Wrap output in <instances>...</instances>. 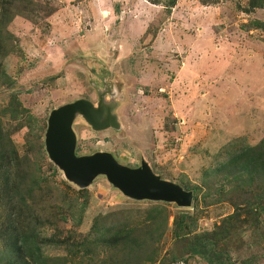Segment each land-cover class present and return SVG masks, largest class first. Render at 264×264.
<instances>
[{
  "label": "rangeland",
  "instance_id": "1",
  "mask_svg": "<svg viewBox=\"0 0 264 264\" xmlns=\"http://www.w3.org/2000/svg\"><path fill=\"white\" fill-rule=\"evenodd\" d=\"M18 1L5 23L0 9V139L16 152L12 205L20 212L9 216L0 202V264H23L5 232L20 216L52 240L40 264H208L175 242L174 216L194 215L191 229L200 234L223 229L236 212L227 190L233 178L215 181L227 196L204 206V175L264 140V1ZM101 97L119 128L95 131L78 115L77 156L109 152L130 168L145 161L165 180L201 188L198 210L130 199L105 176L87 189L67 180L46 152L49 116L80 99L97 106ZM2 179L0 169V196ZM102 228H111L108 239L120 233L158 242L136 248L129 261L104 246L93 254L68 246L69 237L95 240ZM226 248L227 264H264V216Z\"/></svg>",
  "mask_w": 264,
  "mask_h": 264
},
{
  "label": "trees",
  "instance_id": "2",
  "mask_svg": "<svg viewBox=\"0 0 264 264\" xmlns=\"http://www.w3.org/2000/svg\"><path fill=\"white\" fill-rule=\"evenodd\" d=\"M155 4H166V6L171 7L175 4L176 0H150ZM257 0H254L256 2ZM262 4L264 0H261ZM18 0H1L0 9L2 10V17L4 18V23L17 14ZM260 4V5H262ZM256 6V3L253 5ZM18 7V6H17ZM167 7V8H168ZM14 9V10H10ZM1 25V24H0ZM2 39V32L0 30V40ZM16 152L13 148L7 145L3 140L0 139V169L3 176L4 188L1 191L0 202L4 205L6 200L10 207L8 208L9 216H18L19 208L12 205L14 198L16 197L15 185L11 182L12 172H14V167L17 166ZM205 189L206 193L204 195L205 202L204 206L207 207L222 201L221 197L227 193L224 192L222 187H217L215 181L222 177L225 180L233 178L234 186L228 187V191L231 194V198L235 203L236 212L234 215L229 216L225 219L226 223L223 222L222 228H217L213 232H204L196 234L191 228L196 227L197 218L192 214L179 213L178 216H174L173 222V238L176 243L186 244L191 250L192 257L201 256L208 264H227L230 260V252L226 246L230 244L231 239L234 237L235 233L246 226H255L260 223V216H264V140L257 147L245 146L241 149L235 150L231 153L230 157L225 161L221 162L217 168L214 170H207L205 172ZM218 184V182H217ZM207 187V188H206ZM186 190H191L194 192L193 205L194 210L199 209L201 195V188L194 187L188 188L184 187ZM221 193V196L214 197V194ZM234 195V196H232ZM193 201V202H194ZM0 203V204H1ZM205 206V207H206ZM250 217V219H242V216ZM128 218V217H127ZM11 219V217H10ZM21 221H18L20 220ZM28 219L20 218L17 221L7 222L5 225L6 234L9 236L11 242L10 247L12 248L11 254L17 256L23 264H40V261L44 259L43 250L46 246L51 244V239L46 237L41 238L40 233H36V227L32 222L27 223L25 220ZM129 219V218H128ZM132 219V216H130ZM148 222L151 221V226L154 225L155 218H147ZM195 225V226H194ZM131 226V224H130ZM143 225L141 228H144ZM139 229V225L136 226ZM20 230V231H15ZM111 228H102L100 233H97L98 238L95 240H86L80 242L69 237L70 241L68 243L69 247L73 249H80L84 252L94 253V249L104 246L106 250L113 252L123 253L122 258L127 257L128 261L131 259L135 253L136 248L143 247L146 243L158 242L157 239L150 236L151 242H148L145 237L137 236L133 238V241L129 240V237L123 234L110 235ZM116 231L120 230V226L115 227ZM225 250V251H224ZM228 251V252H227ZM121 260L120 258H117ZM127 262V260H124ZM179 259L174 258L171 264H178ZM169 259L161 260V264H168ZM13 264V263H9ZM187 264V263H184Z\"/></svg>",
  "mask_w": 264,
  "mask_h": 264
},
{
  "label": "water",
  "instance_id": "3",
  "mask_svg": "<svg viewBox=\"0 0 264 264\" xmlns=\"http://www.w3.org/2000/svg\"><path fill=\"white\" fill-rule=\"evenodd\" d=\"M100 100L96 106L90 100L80 99L53 110L49 116L46 152L65 173L67 180L80 189H87L99 176H105L112 186L130 199L192 208L194 193L163 179L145 161L138 168H130L118 162L109 152L77 156V136L73 126L78 115L95 131L119 128L117 117L104 104V97Z\"/></svg>",
  "mask_w": 264,
  "mask_h": 264
}]
</instances>
